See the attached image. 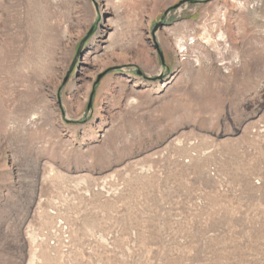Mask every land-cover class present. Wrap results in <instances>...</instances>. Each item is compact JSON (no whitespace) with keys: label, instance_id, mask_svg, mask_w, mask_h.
<instances>
[{"label":"rangeland","instance_id":"1","mask_svg":"<svg viewBox=\"0 0 264 264\" xmlns=\"http://www.w3.org/2000/svg\"><path fill=\"white\" fill-rule=\"evenodd\" d=\"M0 264H264V0H0Z\"/></svg>","mask_w":264,"mask_h":264},{"label":"bare ground","instance_id":"2","mask_svg":"<svg viewBox=\"0 0 264 264\" xmlns=\"http://www.w3.org/2000/svg\"><path fill=\"white\" fill-rule=\"evenodd\" d=\"M55 16L56 15H50V17H47V26H46V28L43 29V35H48L50 38L51 37H55L54 34L57 36V34L55 33V31L57 32V30L61 26L59 22H53L52 21L53 18L55 19ZM245 28L246 29H244V30H245L246 34H242L240 36V37H242L244 39H245L246 36H248L247 34L251 31V28L252 27L249 26V24H247ZM249 37L246 40H249Z\"/></svg>","mask_w":264,"mask_h":264},{"label":"water","instance_id":"3","mask_svg":"<svg viewBox=\"0 0 264 264\" xmlns=\"http://www.w3.org/2000/svg\"><path fill=\"white\" fill-rule=\"evenodd\" d=\"M186 1H188V0H186ZM157 48L160 50V48H159V46L157 45ZM160 55H161V57H163V55H162V52L160 51Z\"/></svg>","mask_w":264,"mask_h":264}]
</instances>
